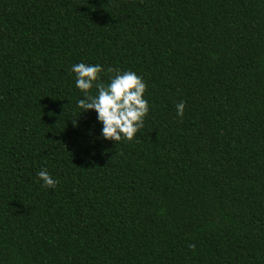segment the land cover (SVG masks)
<instances>
[{
	"label": "trees",
	"instance_id": "1",
	"mask_svg": "<svg viewBox=\"0 0 264 264\" xmlns=\"http://www.w3.org/2000/svg\"><path fill=\"white\" fill-rule=\"evenodd\" d=\"M81 62L143 78L133 140ZM0 264H264V0H0Z\"/></svg>",
	"mask_w": 264,
	"mask_h": 264
},
{
	"label": "clouds",
	"instance_id": "2",
	"mask_svg": "<svg viewBox=\"0 0 264 264\" xmlns=\"http://www.w3.org/2000/svg\"><path fill=\"white\" fill-rule=\"evenodd\" d=\"M103 67L99 64H85L83 62L72 65L71 72L75 74V86L83 93V98L77 101L80 113L94 110L97 122L102 125L101 136L105 140L116 143L131 141L144 125V118L149 113L148 100L144 98L147 85L143 78L134 71L109 69L115 74L104 84L100 81ZM93 87L96 94L89 90ZM184 103L176 105V114L182 117ZM42 186L55 188L57 180L46 170L37 173Z\"/></svg>",
	"mask_w": 264,
	"mask_h": 264
}]
</instances>
